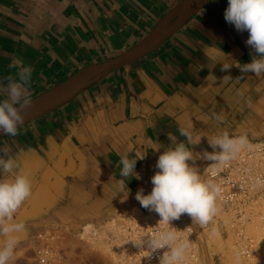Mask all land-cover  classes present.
<instances>
[{"label":"crops","instance_id":"0c3cea01","mask_svg":"<svg viewBox=\"0 0 264 264\" xmlns=\"http://www.w3.org/2000/svg\"><path fill=\"white\" fill-rule=\"evenodd\" d=\"M180 1L0 0V80L15 75L13 61L31 67V99L132 47ZM227 4L211 0L160 47L23 124L17 136H0V148H11L19 165L13 175H28L36 193L17 213L26 231L16 251L45 228L103 225L135 206L144 210L136 193L151 192L159 155L186 142L181 128L192 136L188 163L200 174L212 163L203 158L212 151L208 138L227 130L264 140V74L235 66L251 61V49L248 33L225 21ZM227 63L233 66L222 72ZM125 155L138 159L139 179L120 176ZM42 159L46 172L38 176L31 165Z\"/></svg>","mask_w":264,"mask_h":264},{"label":"clouds","instance_id":"9594fccd","mask_svg":"<svg viewBox=\"0 0 264 264\" xmlns=\"http://www.w3.org/2000/svg\"><path fill=\"white\" fill-rule=\"evenodd\" d=\"M223 15L237 32L248 33L245 44L251 49V61L235 66L243 74H264V0H228ZM232 66L231 63L222 64L220 70L226 72ZM9 67L16 69V73L0 80V90L6 93V98L0 99V134L15 137L25 121L22 110L31 104L29 87L33 70L19 61H13ZM179 133L186 142H179L159 155L156 162L158 171L151 177V192L147 195L142 190L136 193L140 205L156 212L161 218L159 222L169 226L136 243L137 246L146 245L149 255L166 249L158 258L159 264H183L189 247L187 240L179 239L170 222L187 214L194 223L207 226L218 211L216 199L221 193L219 185L203 179L199 170L189 165L188 162L194 159L191 148L187 146L192 145V136L184 128L179 129ZM208 143L212 151H205L203 158L212 162L209 166L213 172L228 165L245 147H252L246 135L232 136L227 130L208 138ZM137 160L126 155L120 158L122 178L135 176L139 179L135 172ZM18 167L11 148H0V172L9 174L0 176V264H10L21 242L20 234L26 231V225L17 219V213L32 193V182L20 171L13 175ZM124 179L119 181L122 189L125 187ZM254 187H264V177L257 176Z\"/></svg>","mask_w":264,"mask_h":264},{"label":"built area","instance_id":"2783aa9c","mask_svg":"<svg viewBox=\"0 0 264 264\" xmlns=\"http://www.w3.org/2000/svg\"><path fill=\"white\" fill-rule=\"evenodd\" d=\"M250 144L251 148L245 147L228 165L217 168L215 172L209 166L207 175L221 188L219 204L230 216L236 252L247 260H256L264 256V187H254L255 178L264 177V140ZM160 219L154 211L111 219L107 236L115 257L125 264H159L158 258L166 249L149 255L146 245L137 246L136 243L169 227L159 222ZM170 225L175 228L180 240L189 243L183 264H199L192 239L194 226L189 218L182 214ZM209 225L200 226L209 228ZM98 231L99 227H96L93 235H97ZM38 237L43 238L44 243L36 249L37 263L54 264L58 258L55 235L41 232Z\"/></svg>","mask_w":264,"mask_h":264},{"label":"rangeland","instance_id":"374dc122","mask_svg":"<svg viewBox=\"0 0 264 264\" xmlns=\"http://www.w3.org/2000/svg\"><path fill=\"white\" fill-rule=\"evenodd\" d=\"M208 168L201 174L202 178L206 180H209L207 175ZM216 205L218 211L211 220L209 228H203L199 224L194 223L193 219L185 214L194 226L192 239L197 251L199 264H264V256L256 260H247L236 252L230 216L220 206L218 197ZM143 211L147 212L150 210H143L141 207L135 206L131 214L137 216ZM129 214L121 213L113 218L118 219ZM111 219L103 225L92 223L84 224L80 227L56 225L52 228L42 229L37 232L34 241L21 246L15 252L17 257L14 261L11 260L13 262H10V264H38L36 261V249L44 243L43 238L38 237L41 232L55 235V247L58 249V258L54 264H125L115 257L107 236V226L110 224ZM96 227H99L98 234L93 235Z\"/></svg>","mask_w":264,"mask_h":264},{"label":"water","instance_id":"95a60500","mask_svg":"<svg viewBox=\"0 0 264 264\" xmlns=\"http://www.w3.org/2000/svg\"><path fill=\"white\" fill-rule=\"evenodd\" d=\"M210 1L181 0L148 35L132 47L104 62L85 66L56 86L31 98L30 106L22 110L25 116L24 124L65 104L113 70L125 66L160 47L166 39ZM2 135L0 134V136Z\"/></svg>","mask_w":264,"mask_h":264},{"label":"snow or ice","instance_id":"6c2138e0","mask_svg":"<svg viewBox=\"0 0 264 264\" xmlns=\"http://www.w3.org/2000/svg\"><path fill=\"white\" fill-rule=\"evenodd\" d=\"M51 159L52 158L49 157V160H51ZM53 162L56 163V164L59 163L58 161H53ZM47 163L48 162H45L43 159H42V162H41V164L39 166H37L36 164L33 163L31 165L32 173H35L38 176L41 175V174H43V173H45L46 172V165H47ZM32 173H29V175H31ZM49 176H50V173L48 175H44L43 178L45 179V181H47L49 179ZM35 195H36V193H35V188H34L33 194L30 195L29 199H27L25 201V204L23 206H21V208L18 211H20L22 213L25 208L31 207V205H32V203L34 201V196Z\"/></svg>","mask_w":264,"mask_h":264},{"label":"bare ground","instance_id":"6f19581e","mask_svg":"<svg viewBox=\"0 0 264 264\" xmlns=\"http://www.w3.org/2000/svg\"><path fill=\"white\" fill-rule=\"evenodd\" d=\"M46 231H47V230H46ZM48 231H49V230H48ZM49 233H50V232H49ZM38 235H39V234H38ZM62 237H63V236H62ZM37 240H38V239H37ZM74 244H75V243H74ZM66 245H67V244H66ZM74 248H75V247H74ZM63 249H64V247H63ZM19 252H20V251H19ZM16 254H17V253H15V256H14V258H13V261H14V259L17 257ZM18 254H19V253H18ZM20 256H21V255H20ZM60 257H61V256H60ZM24 260H26V259H24ZM13 261H12V262H13ZM22 261H23V260H22ZM10 262H11V261H10ZM12 262H11V263H12ZM15 262H16V261H15ZM13 264H14V263H13ZM18 264H21V263H18Z\"/></svg>","mask_w":264,"mask_h":264}]
</instances>
